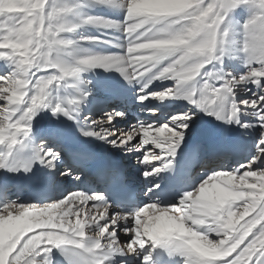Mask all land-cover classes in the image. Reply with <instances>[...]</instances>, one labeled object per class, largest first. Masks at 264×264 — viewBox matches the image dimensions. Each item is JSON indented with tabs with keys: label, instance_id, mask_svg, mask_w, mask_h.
Segmentation results:
<instances>
[{
	"label": "snow or ice",
	"instance_id": "snow-or-ice-1",
	"mask_svg": "<svg viewBox=\"0 0 264 264\" xmlns=\"http://www.w3.org/2000/svg\"><path fill=\"white\" fill-rule=\"evenodd\" d=\"M93 2L122 10L124 20L86 17L74 25L67 19L73 8L55 0H0V61L10 62L0 70V145L8 156L22 150L35 118L43 111L54 118L38 135L41 147L32 160L6 167L5 156L0 170L27 175L39 165L37 173L46 174L33 177L44 189H55L39 203L25 204L0 185V264H61L56 253L63 264H157V257L168 264L165 252L180 257L176 264H264V0ZM241 7L252 11L240 25L239 41H233L224 25ZM82 25L120 30L126 40L122 54L69 63L65 49L75 42L64 34ZM233 51L243 60V71L235 75L224 64ZM97 68L116 70L129 84L143 82L141 104L183 100L222 124L237 125L241 135L255 137L254 152L229 169L243 146L193 140L197 120L189 112L121 129L113 123L124 118L120 111L81 123V106L96 99L91 91L50 104L53 87H72L70 78ZM158 80L175 86L149 91ZM238 91L251 95L237 99ZM148 111L157 114L155 108ZM249 112L252 120L242 121L241 114ZM64 121L75 124L85 142L99 140L135 158L139 167L131 179L119 161L109 160L95 167L94 182L84 181L96 157L84 143L73 142ZM132 179L144 185L143 201ZM65 183L76 188L64 190ZM110 189L115 196L107 194Z\"/></svg>",
	"mask_w": 264,
	"mask_h": 264
},
{
	"label": "bare ground",
	"instance_id": "bare-ground-1",
	"mask_svg": "<svg viewBox=\"0 0 264 264\" xmlns=\"http://www.w3.org/2000/svg\"><path fill=\"white\" fill-rule=\"evenodd\" d=\"M81 8H83L84 6H80ZM81 8H77V9H81ZM79 11V10H78ZM240 25L241 24H237L232 28V37L231 40L233 41H239L240 39ZM233 50H235V48L237 47L236 44L232 45ZM95 52V51H94ZM234 56H238V54H235V51H233L232 55L226 56L225 59L226 60H231L234 58ZM78 58V57H77ZM240 63L241 60L239 59ZM243 61V60H242ZM10 64V63H9ZM9 64H7L4 68V70H7V68L9 67ZM243 64V62H242ZM92 71V70H91ZM92 73H94L92 71ZM92 73H84V74H78L76 77L70 78L68 83L70 85H72V87H64L61 86L59 88L57 87H53L50 90V97H49V102L51 105H55L58 103H63L66 102L68 99H78L79 95L81 94V92H86V91H91L92 96L96 97V99L94 101H92L91 103L87 104L86 106H81L80 109V121L82 122L83 117L85 115L81 114H96L97 117L95 120L101 119L104 115V113H101V110L103 109V107L105 106V100H107L108 98L111 97V95L107 92L104 91L103 87L104 86H113V85H118V89H122L126 86L128 87H134L136 82H133L131 84H129L124 78L123 76L120 77H108L105 79H100L97 75H93ZM169 82L168 86H170L169 88H172L175 86V82L172 80H163L160 81L161 84L167 83ZM63 89H65L67 91V93L63 92ZM240 95H245L243 92ZM90 100H92V97H89ZM170 100V99H166L165 101ZM3 102L0 101V104H2ZM183 103H187L186 101L183 100H178L177 103L174 104V108H179L180 105L179 104H183ZM144 105V104H141ZM188 111H191L190 109ZM97 112V113H96ZM108 112V111H106ZM89 115H87L88 117ZM196 120H197V124L196 126L193 128L192 133H197L200 130V119L196 116V115H192ZM100 117V118H99ZM88 118H92V116H89ZM54 118L52 117V114L50 111H43L41 112L33 121V123H35L36 125H38V129H37V134H41L43 133L47 127L53 122ZM60 120H63V117H60L58 120H56V122H60ZM121 119L115 120L113 121L114 125H116V127L121 128V129H128L124 126L119 125L121 122ZM64 123L72 130V139L75 140L78 143H84V144H94L99 148H102L103 150H107L108 152H110V154H115V151H118L116 149L111 148L108 144L102 143L99 140L96 141H89V142H85L84 137H82L80 135V132L78 130H76V125L75 124H71L68 121H64ZM250 136H253L250 134ZM36 136H34L33 139H35ZM17 149H13L12 150V155L8 156V154H3L2 150L0 149V160H3L5 156H8L7 160L11 157H13V154L15 153ZM37 150H40V147H37ZM254 150V147H253ZM116 158L118 160H123L125 157L124 155L118 151V153H116ZM126 158H132V157H126ZM7 160L5 161V163L7 164ZM133 162L135 161V158H133ZM246 219H248V217H246ZM241 223H243L241 221Z\"/></svg>",
	"mask_w": 264,
	"mask_h": 264
},
{
	"label": "rangeland",
	"instance_id": "rangeland-1",
	"mask_svg": "<svg viewBox=\"0 0 264 264\" xmlns=\"http://www.w3.org/2000/svg\"><path fill=\"white\" fill-rule=\"evenodd\" d=\"M79 1H80V0H70V1H68V5H69L70 7H73V8H74L73 12H74V14H76L77 17H78V19H77L75 22H73V23L70 22L71 24H74V25H80V24H82L83 19L86 18V17H104V18H106V17L103 16V15H99V13H94V14L91 15V16H85L82 12H80L81 9H77V8H81V7H79V5H78L77 8L74 6L76 3L79 4ZM90 1H92V0H85V3H86L87 6H88V4H89ZM55 2H56V4L59 5V2H62V1L57 0V1H55ZM92 4H94V2H92ZM62 5H65V4H61V5H59V6H62ZM90 8H93V7H90ZM241 8L243 9V12H242V17H243V19H242V20H239V22H241V23L243 24V22H244V21H245L250 15H251V11H252V10L249 9V8H247V7H241ZM82 9L85 11V14L88 15V13L86 12V10L89 11V7L84 6ZM78 10H79L80 14H77ZM100 12H101V11H100ZM103 12H104V9H103L102 13H103ZM102 13H101V14H102ZM230 23H231L232 28H233L235 25H237V24L232 23V21H230ZM242 24H241V25H242ZM228 25H229V24H228ZM229 26H230V25H229ZM91 28H97V27L92 26V25H82L81 27L77 28V29L79 30L80 34H81V38L86 37L85 35L88 34V33H87L88 30L91 29ZM97 29H98L99 32H102V33H103L104 31H107V30H105V29H100V28H97ZM227 29L230 31V30H231V27H230V28H227ZM83 32H85L86 34H84ZM117 32H119V33L117 34ZM109 33H110L112 36H117V35H120L122 32H121L120 30L110 29V32H109ZM87 37H100V38H103V34H96V35L88 34ZM87 46L90 47L91 49H93V53H92V55H97V53H99V54H110V53H109L110 51H108V50H107L106 48H104V47H102L101 50L99 49L100 43H91V42H87ZM77 47H79V48L74 49V51H77L78 53H81V52H82L81 48H82L83 46H82L81 44H79V45H77ZM94 51H95V52H94ZM83 53H85V52H83ZM111 54H114V53H111ZM71 56H74L76 59H79V55H78V54H74V52L71 54ZM77 57H78V58H77ZM100 69H102V68H100ZM84 73H89V71H87V72H83V73H80V74H84ZM90 73H92V71H90ZM92 74H93V75H97L95 72L92 73ZM105 74L110 75V76H112L113 78H114V77H120V76H122L118 71H115L114 74H110V73H105ZM14 215H15V213H14Z\"/></svg>",
	"mask_w": 264,
	"mask_h": 264
},
{
	"label": "clouds",
	"instance_id": "clouds-1",
	"mask_svg": "<svg viewBox=\"0 0 264 264\" xmlns=\"http://www.w3.org/2000/svg\"><path fill=\"white\" fill-rule=\"evenodd\" d=\"M173 2L176 4H185L186 5L189 2V0H173ZM194 63L195 62H193V64L190 65L189 67H194Z\"/></svg>",
	"mask_w": 264,
	"mask_h": 264
}]
</instances>
